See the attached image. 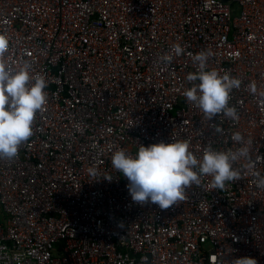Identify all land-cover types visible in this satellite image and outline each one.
Masks as SVG:
<instances>
[{"label":"built area","instance_id":"2783aa9c","mask_svg":"<svg viewBox=\"0 0 264 264\" xmlns=\"http://www.w3.org/2000/svg\"><path fill=\"white\" fill-rule=\"evenodd\" d=\"M0 34L11 70L28 61L48 84L33 135L0 160V264H264V0H0ZM201 51L241 81L237 120L186 101ZM234 132L251 140L252 170L237 161L224 189L202 176L168 209L132 201L112 167L117 148L160 142L190 140L198 159L235 151Z\"/></svg>","mask_w":264,"mask_h":264},{"label":"clouds","instance_id":"9594fccd","mask_svg":"<svg viewBox=\"0 0 264 264\" xmlns=\"http://www.w3.org/2000/svg\"><path fill=\"white\" fill-rule=\"evenodd\" d=\"M7 48L8 38L0 34V160L17 158L20 145L33 135L32 126L37 112L47 104L48 99L46 75L30 73L31 64L28 61H22L18 69L12 71L5 63ZM173 51L175 56H181L184 48L175 44ZM210 55L206 51L192 55L198 71L187 75L191 87L183 95L208 121L219 114L237 120L236 108L229 106V101L230 93L234 88H239L241 81L227 73L221 75L216 69L208 70ZM160 59L171 63L173 56L166 54ZM249 88L256 92L255 84H250ZM261 95L264 96V93ZM215 131L222 132V129L216 126ZM231 139L241 145L235 151L206 146L200 159L190 151V140L184 139L147 147L141 145L135 155L126 148H117L112 154L111 163L127 179L132 201L141 205L152 203L161 209H168L186 199L185 190L189 186H200L202 176L211 177L213 188L224 189L226 184L241 179L242 170L235 166L237 161H246L249 170H252L251 140H245L239 132L232 133ZM88 173L95 177L97 168L90 167ZM253 175L257 185L264 188V176L256 172ZM111 179L108 177L107 180ZM15 259H21L19 254ZM232 264H257V261L242 257L233 260Z\"/></svg>","mask_w":264,"mask_h":264}]
</instances>
